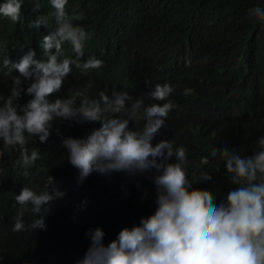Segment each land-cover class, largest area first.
<instances>
[{
    "label": "trees",
    "instance_id": "trees-1",
    "mask_svg": "<svg viewBox=\"0 0 264 264\" xmlns=\"http://www.w3.org/2000/svg\"><path fill=\"white\" fill-rule=\"evenodd\" d=\"M257 6L264 7V0H68L66 11L70 16L82 14L83 19L74 23L90 33L88 54L103 63L87 73L85 82L69 83L48 100L76 91L98 99L108 80L110 87L122 85L146 106L171 103L165 126L151 143L172 140L183 146L188 159L185 171L193 187L211 191L219 203L234 186L224 161L211 156L212 149L228 147L248 157L257 139L264 137V22L249 15ZM48 12L43 1L39 14L28 9L35 18ZM11 28L0 21V40L6 46L0 51L4 96L10 94L12 77L19 76L15 71L8 75L2 66L7 56L13 62L20 59L19 50L10 49ZM35 30L42 32L43 26ZM115 32L122 38L113 45L110 38ZM26 40L22 52L31 49L36 39L27 35ZM89 82L93 87L86 88ZM165 83L174 91L165 101L152 100L149 93L155 85ZM22 86L27 82L22 81ZM186 89L191 90L187 95ZM28 99L22 94L19 104ZM143 123L130 122L129 127L142 128ZM100 127L99 122L53 121L46 142L28 138L29 153L35 149L40 158L27 176L13 171L19 147L3 149L0 141V264H78L95 229L105 233L107 246L122 229L139 226L155 213V169L106 175L93 171L83 182L78 180L79 170L69 163L62 141L86 139ZM202 172L213 179L199 182ZM25 186L37 193L57 190L64 195L44 206L39 216L26 212L25 230L14 232L20 208L15 195ZM40 216L46 227L34 230L31 224Z\"/></svg>",
    "mask_w": 264,
    "mask_h": 264
},
{
    "label": "clouds",
    "instance_id": "clouds-1",
    "mask_svg": "<svg viewBox=\"0 0 264 264\" xmlns=\"http://www.w3.org/2000/svg\"><path fill=\"white\" fill-rule=\"evenodd\" d=\"M42 1L49 8L40 13ZM68 0H4L0 3V21L12 26L11 50L20 52L18 62L9 56L2 66L19 76L11 79L10 94H0V141L2 148L19 147L20 157L13 171L24 176L40 158V153L26 147L28 138L47 141L53 121L99 122L101 127L86 139L65 138L62 147L69 152V163L79 170L83 182L93 171L100 174L128 172L135 174L155 169L153 182L157 188L156 211L143 218L139 226L122 229L107 246L105 233L97 228L89 233L91 245L78 264H264V137L256 141L253 154L242 157L228 147L213 148L212 157L224 161L228 180L234 186L219 203L211 191L197 190L188 178L186 149L174 141L152 140L165 121L171 103L146 106L143 99H133L122 85H106L98 99L83 92L49 102L48 97L63 92L69 83L85 82L90 70L102 61L90 57L86 42L90 33L74 23L83 15L70 16ZM250 18L264 22V7L249 10ZM35 19V20H34ZM43 26L42 32H37ZM41 33V34H40ZM40 34V36L36 35ZM112 35L113 45L122 34ZM35 37L32 48L26 36ZM6 46L0 40V51ZM77 77L78 80H73ZM22 81L27 86H22ZM86 88L93 87L89 82ZM122 90V91H118ZM174 91L169 84H156L149 93L152 100L165 101ZM185 90V95L190 93ZM22 94L30 99L22 106ZM79 101L77 98H80ZM131 104L129 107L127 104ZM143 120L142 128L129 123ZM0 152V158H1ZM174 158L175 162L169 160ZM207 160V158H205ZM196 176V171L192 173ZM207 172L200 173L199 182L212 180ZM64 194L54 190L37 193L25 186L15 201L20 205L12 231L25 230L24 215L39 216L44 206ZM31 227L45 229L43 216Z\"/></svg>",
    "mask_w": 264,
    "mask_h": 264
}]
</instances>
